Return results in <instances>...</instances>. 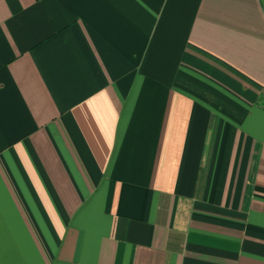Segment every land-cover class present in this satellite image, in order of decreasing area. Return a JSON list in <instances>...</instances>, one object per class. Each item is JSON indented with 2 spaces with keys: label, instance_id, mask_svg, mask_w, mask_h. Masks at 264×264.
I'll return each instance as SVG.
<instances>
[{
  "label": "crops",
  "instance_id": "obj_1",
  "mask_svg": "<svg viewBox=\"0 0 264 264\" xmlns=\"http://www.w3.org/2000/svg\"><path fill=\"white\" fill-rule=\"evenodd\" d=\"M0 264H264V0H0Z\"/></svg>",
  "mask_w": 264,
  "mask_h": 264
}]
</instances>
